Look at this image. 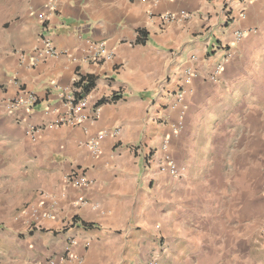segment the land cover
Masks as SVG:
<instances>
[{
	"label": "crops",
	"instance_id": "obj_1",
	"mask_svg": "<svg viewBox=\"0 0 264 264\" xmlns=\"http://www.w3.org/2000/svg\"><path fill=\"white\" fill-rule=\"evenodd\" d=\"M262 229L264 0H0V264H264Z\"/></svg>",
	"mask_w": 264,
	"mask_h": 264
},
{
	"label": "built area",
	"instance_id": "obj_2",
	"mask_svg": "<svg viewBox=\"0 0 264 264\" xmlns=\"http://www.w3.org/2000/svg\"><path fill=\"white\" fill-rule=\"evenodd\" d=\"M54 6V5H53ZM43 20V23H45L44 17H41ZM179 18H182L183 20L188 19V15L186 13H181L180 16L177 15H172V14H168L165 15L162 19L164 21V23H174L177 22L179 20ZM42 32H45L44 30ZM42 44L44 46L45 52L47 53V55L51 56V57H60L62 55H64L65 53H61L59 52L55 45L53 44L52 40L48 37L45 36L44 33H42ZM243 38V34L242 33H238L237 35V39L241 40ZM91 50H92V55H91V59L92 61L99 63L102 62L106 59L111 58V53L107 51L106 49V45L105 43H98V44H91ZM75 91H80L79 89H76ZM89 95V94H88ZM83 97L82 99L77 100L75 95H69L65 97L66 100V104L69 110V114L68 116H65L61 119H59L58 121L50 124L48 126L49 129H53V128H57L59 126H63V125H77L82 123L87 116L82 115L81 113L84 112V110L87 109V105H88V101H87V96ZM38 103V99L37 96L34 94L28 95V96H24V95H19L14 99L5 101L3 108L5 111L7 112H15L19 109H22L24 107L26 108H32L34 107L36 104ZM99 110L96 108L92 114V118L95 119L99 112ZM42 131V128H36V127H32L29 128L27 131V135L29 136V138L32 141H36L38 134ZM119 134V131L116 130L114 132H112V135H117ZM105 137V135H100L98 136V138L94 141H92V143H90V148L94 151V152H98V143L100 140H102ZM165 165L163 167L164 171H168L172 176L174 177H181V171L180 168L177 166L176 162L170 157L167 156L165 157ZM68 181H70L71 183H73L75 186L77 187H84L86 185V180L83 176L80 175V173L74 172L71 175H69L67 177ZM43 217L47 218V217H51V215L49 213H44L42 215ZM261 233L264 235V229L261 230ZM75 240H72L70 243V246H74L75 245ZM44 264H57V262L53 259H50L48 261H46V263ZM149 264H160V259L159 257H154L152 259V261H150Z\"/></svg>",
	"mask_w": 264,
	"mask_h": 264
},
{
	"label": "trees",
	"instance_id": "obj_3",
	"mask_svg": "<svg viewBox=\"0 0 264 264\" xmlns=\"http://www.w3.org/2000/svg\"><path fill=\"white\" fill-rule=\"evenodd\" d=\"M96 84V78L92 76H87V77H81L80 80L75 84V88L79 89L80 91H75L74 95L77 100L82 99L86 95H88L92 89L95 87ZM119 96H114L112 98V101H117L119 100ZM107 101L102 100L98 103V105H102L106 103Z\"/></svg>",
	"mask_w": 264,
	"mask_h": 264
}]
</instances>
